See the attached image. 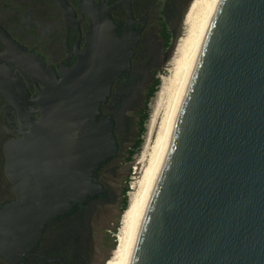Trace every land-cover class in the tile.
<instances>
[{"label":"water","instance_id":"water-1","mask_svg":"<svg viewBox=\"0 0 264 264\" xmlns=\"http://www.w3.org/2000/svg\"><path fill=\"white\" fill-rule=\"evenodd\" d=\"M88 7L89 47L60 77L41 65L38 98L29 101L17 72L0 67V93L22 127L5 149L17 198L0 211V254L13 263L49 222L104 191L97 170L118 156L115 122L98 118L125 63L113 59V47L103 48L100 6ZM106 24L111 35L110 18ZM11 63L26 75L19 61ZM127 264H264V0H217L182 84Z\"/></svg>","mask_w":264,"mask_h":264},{"label":"flooded vegetation","instance_id":"flooded-vegetation-1","mask_svg":"<svg viewBox=\"0 0 264 264\" xmlns=\"http://www.w3.org/2000/svg\"><path fill=\"white\" fill-rule=\"evenodd\" d=\"M63 1L0 0V67L15 70L23 80L26 98L35 100L42 88L41 65L60 77L89 47L94 19L88 4L90 1L99 5L106 23L110 18L112 24L111 35L107 24H103V48L113 47V59L120 58L125 63L98 118L110 117L115 122L119 156L121 117L142 90H150L147 85L153 80L154 71L170 55L171 43L162 54L160 45L169 38L170 30L172 37L177 36L192 0ZM11 61H19L26 75ZM20 122V113L0 93V211L17 198L7 175L5 149L19 137ZM118 156L97 170V182L104 187L102 193L49 222L41 239L22 260L13 263L0 254V264H92L87 250L90 218L107 192V171Z\"/></svg>","mask_w":264,"mask_h":264},{"label":"rangeland","instance_id":"rangeland-1","mask_svg":"<svg viewBox=\"0 0 264 264\" xmlns=\"http://www.w3.org/2000/svg\"><path fill=\"white\" fill-rule=\"evenodd\" d=\"M187 12L188 10L186 14ZM183 33L184 22L177 36L172 37V30H170L169 38L165 39L160 45L159 51L162 54L163 51L167 50L169 43H171L170 55L166 61H162L157 67L153 73V80L147 85V88L151 90L155 81L157 79L160 81L159 86L156 88L157 91L148 103L149 117L145 122L146 130L141 136L142 144L133 156H130L129 152L133 149V145L137 140L138 122L145 110V101L150 90H142L139 97L135 99V104L121 117V150L118 158L108 168L105 181L107 192L90 218L87 250L92 264H106L111 259L117 246L122 217L125 212L122 211L124 200L125 198L128 199L129 206L131 195L137 194L141 189L142 174L149 166V160H151V156L154 153L155 144L161 131V124L166 116L168 88H170L169 82L173 69L171 63L175 56L177 43ZM162 41L160 39V42Z\"/></svg>","mask_w":264,"mask_h":264},{"label":"bare ground","instance_id":"bare-ground-1","mask_svg":"<svg viewBox=\"0 0 264 264\" xmlns=\"http://www.w3.org/2000/svg\"><path fill=\"white\" fill-rule=\"evenodd\" d=\"M216 3L217 0H193L189 6L184 20V33L177 43L175 56L171 63L173 69L171 71L172 76L169 82L170 88H168V107H166V116L161 124L162 126L160 127L161 131L159 132L157 143L155 144L156 147L153 151L154 153L152 156L150 155L151 160H149V166L144 171V174H142L143 178L140 186L141 189L137 192V194L131 195L129 206L122 217L116 249L111 259H109L106 264H127L131 237L163 142L165 140L182 84L201 39L202 33Z\"/></svg>","mask_w":264,"mask_h":264},{"label":"trees","instance_id":"trees-1","mask_svg":"<svg viewBox=\"0 0 264 264\" xmlns=\"http://www.w3.org/2000/svg\"><path fill=\"white\" fill-rule=\"evenodd\" d=\"M160 84V81L159 79H157L152 87V89L150 90V92L147 94V97H146V101H145V110L138 122L139 124V131H138V137H137V140L136 142L134 143L133 145V149L130 150L129 154L130 156H133L134 153L137 151V149L140 148L141 144H142V139H141V136L143 135V133L145 132L146 130V127H145V122L147 121L148 117H149V113H148V103L150 101V99L154 96L155 92L157 91V87L159 86ZM128 190V189H126ZM128 207V199L125 198L124 200V203H123V207H122V211H125Z\"/></svg>","mask_w":264,"mask_h":264}]
</instances>
